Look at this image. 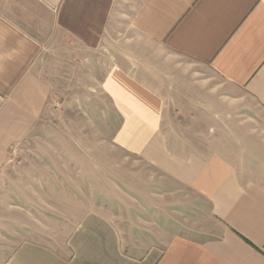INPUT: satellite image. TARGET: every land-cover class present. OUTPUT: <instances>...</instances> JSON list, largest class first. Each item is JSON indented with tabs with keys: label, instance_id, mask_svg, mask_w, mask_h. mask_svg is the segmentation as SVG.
Returning a JSON list of instances; mask_svg holds the SVG:
<instances>
[{
	"label": "crops",
	"instance_id": "obj_1",
	"mask_svg": "<svg viewBox=\"0 0 264 264\" xmlns=\"http://www.w3.org/2000/svg\"><path fill=\"white\" fill-rule=\"evenodd\" d=\"M129 10L134 14L120 22L118 0H0V180L12 150L29 136L48 105L50 80L38 66L56 37L91 45L105 33L110 39L115 25L130 29L139 43L154 49L163 68L172 69L164 73L172 80L178 83L200 68L209 76L198 88L207 90L214 81L218 95L212 101L220 108L257 111L264 121V0H138ZM123 16L126 20L125 11ZM122 70L106 79L112 99L128 89L116 86L118 77L143 97L122 99L121 107L131 109L122 134L132 145L124 146L184 189L190 203L193 198L192 215L172 212L177 219L185 217L187 227L161 224L139 239L136 256L118 248L115 230L95 217L91 226L74 230L63 250L33 240L13 243L10 264H264V125L247 138L226 133L235 141L233 148L220 144L211 153L208 142L202 149L176 152L162 125L166 110L180 104L146 84L125 80L129 74ZM170 90L175 95L177 90ZM184 106L191 108L189 119L194 120L207 102ZM153 108L158 115H143V109ZM235 117L240 119L236 124H246ZM207 123L206 132L191 138L215 140L214 127ZM26 232L33 234L29 228Z\"/></svg>",
	"mask_w": 264,
	"mask_h": 264
},
{
	"label": "rangeland",
	"instance_id": "obj_2",
	"mask_svg": "<svg viewBox=\"0 0 264 264\" xmlns=\"http://www.w3.org/2000/svg\"><path fill=\"white\" fill-rule=\"evenodd\" d=\"M136 2L118 0L116 19L128 22V14H134L130 6ZM109 36L105 33L99 43L91 45L56 37L43 53L38 69L50 80L48 105L1 173L0 264H10L12 244L17 242L33 240L63 250L74 230L91 226L95 217L115 230L118 248L124 246L126 253L136 256L139 239L153 234L161 224L187 227V219H177L172 212L192 215L193 198L190 203L184 189L176 188L124 146L132 145L122 134V121L131 109L121 107L122 99L143 97L137 87L118 77L116 86L128 89L116 92L118 98L112 99L105 87L110 72L125 69L129 74L125 80L176 99L180 107L168 108L162 125L176 152H186L182 149L187 147L202 149L208 142L210 152H218L220 144L233 148L230 143L235 141L226 139V133L247 138L252 130H263L257 111H224L213 102L212 97L218 95L214 81L207 90L198 88L208 79V72L194 67L193 73L187 72L177 83L164 74L172 69L163 68L155 60L154 49L139 43L130 29L115 25ZM170 88L177 90L175 95ZM204 100L207 107L200 109L204 113L190 120L191 108L184 105ZM143 110L151 118L158 115L155 108ZM235 116L243 117L246 124H236L240 119ZM208 121L216 139L191 138L195 132H206ZM227 149L235 157L234 149ZM28 228L33 234L26 232Z\"/></svg>",
	"mask_w": 264,
	"mask_h": 264
},
{
	"label": "built area",
	"instance_id": "obj_3",
	"mask_svg": "<svg viewBox=\"0 0 264 264\" xmlns=\"http://www.w3.org/2000/svg\"><path fill=\"white\" fill-rule=\"evenodd\" d=\"M12 152H15V150H12Z\"/></svg>",
	"mask_w": 264,
	"mask_h": 264
}]
</instances>
